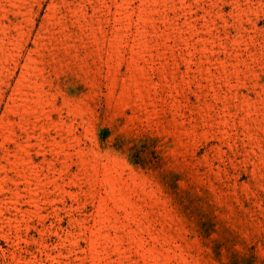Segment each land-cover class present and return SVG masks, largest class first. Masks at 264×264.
<instances>
[{
    "label": "rangeland",
    "instance_id": "374dc122",
    "mask_svg": "<svg viewBox=\"0 0 264 264\" xmlns=\"http://www.w3.org/2000/svg\"><path fill=\"white\" fill-rule=\"evenodd\" d=\"M0 264H264V0H0Z\"/></svg>",
    "mask_w": 264,
    "mask_h": 264
}]
</instances>
